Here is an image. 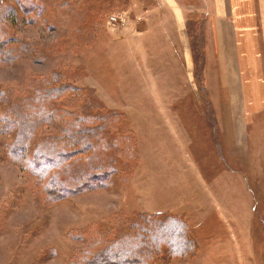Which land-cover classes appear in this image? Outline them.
<instances>
[{
  "label": "rangeland",
  "instance_id": "rangeland-1",
  "mask_svg": "<svg viewBox=\"0 0 264 264\" xmlns=\"http://www.w3.org/2000/svg\"><path fill=\"white\" fill-rule=\"evenodd\" d=\"M168 10L0 0V264H83L141 237L144 264H264V109L246 121L210 91L208 19Z\"/></svg>",
  "mask_w": 264,
  "mask_h": 264
},
{
  "label": "crops",
  "instance_id": "crops-1",
  "mask_svg": "<svg viewBox=\"0 0 264 264\" xmlns=\"http://www.w3.org/2000/svg\"><path fill=\"white\" fill-rule=\"evenodd\" d=\"M173 18L196 14L206 17L204 40L207 44L216 92L230 99H242L246 121L253 120L264 106V56L258 37V16L249 0H161ZM249 3V5H247ZM187 4V5H186ZM219 94V95H218ZM229 101V106L232 102Z\"/></svg>",
  "mask_w": 264,
  "mask_h": 264
},
{
  "label": "trees",
  "instance_id": "trees-1",
  "mask_svg": "<svg viewBox=\"0 0 264 264\" xmlns=\"http://www.w3.org/2000/svg\"><path fill=\"white\" fill-rule=\"evenodd\" d=\"M198 27V28H197ZM197 27H194V29H192V34H191V40L193 43L195 44H199V42L202 40V25H198ZM94 130L92 128H90L89 132L90 133H86L84 136H86L83 141L82 140H79L78 142L81 143L82 145V142H83V145L88 147L89 144H90V139H91V133L93 132ZM95 166H92L91 168L93 170H89V172L85 173L84 177H86V175L91 172V173H98L97 177H102V172L101 169H97L94 168ZM95 169V170H94ZM105 176V175H104ZM93 178L95 177H92L91 176V179L93 180ZM101 181L103 180H100L98 182H89V184L87 185H94V184H97V185H100L101 184ZM74 184H76L75 182H73ZM78 184V183H77ZM75 186V185H73ZM82 186V185H80ZM79 187V186H77ZM60 189H57L58 191V194H54L52 196V199H59L61 197L64 196V192H65V189L66 191L68 192L70 187H62V186H59ZM80 188H83V187H80ZM75 189V188H74ZM78 188H76L77 190ZM69 194V193H68ZM179 225V224H177ZM161 226V224H160ZM160 226H159V234L161 233H164V226L162 225L161 226V229H160ZM180 226V225H179ZM180 228V227H179ZM142 238V237H141ZM140 238V239H141ZM137 240V244H129L130 242H132L133 240L131 239H128V238H124V239H118L116 242H114L113 244L105 247L104 249L101 250L100 253H98L95 257H93L92 259L88 260L86 262H84L83 264H144V258H143V255L141 254V251L143 252L142 249V239L141 240ZM158 238H151L150 241H154V240H157ZM182 238L178 239V240H181ZM140 241V242H139ZM183 243V242H182Z\"/></svg>",
  "mask_w": 264,
  "mask_h": 264
},
{
  "label": "bare ground",
  "instance_id": "bare-ground-1",
  "mask_svg": "<svg viewBox=\"0 0 264 264\" xmlns=\"http://www.w3.org/2000/svg\"><path fill=\"white\" fill-rule=\"evenodd\" d=\"M147 67H148V65H147ZM150 72H151V71H150ZM150 72H149V73H150Z\"/></svg>",
  "mask_w": 264,
  "mask_h": 264
}]
</instances>
